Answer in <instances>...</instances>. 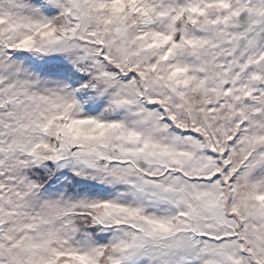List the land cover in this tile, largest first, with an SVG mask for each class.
Instances as JSON below:
<instances>
[{
	"label": "snow or ice",
	"instance_id": "snow-or-ice-1",
	"mask_svg": "<svg viewBox=\"0 0 264 264\" xmlns=\"http://www.w3.org/2000/svg\"><path fill=\"white\" fill-rule=\"evenodd\" d=\"M0 264H264V0H0Z\"/></svg>",
	"mask_w": 264,
	"mask_h": 264
}]
</instances>
